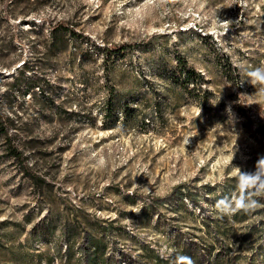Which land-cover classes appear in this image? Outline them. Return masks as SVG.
<instances>
[{"label":"rangeland","instance_id":"1","mask_svg":"<svg viewBox=\"0 0 264 264\" xmlns=\"http://www.w3.org/2000/svg\"><path fill=\"white\" fill-rule=\"evenodd\" d=\"M61 23L75 33L54 40ZM122 42L137 44L106 53ZM262 65L264 0H0V264H75L83 230L111 264L165 249L172 264L191 246L212 264L215 226L222 264H264V233L249 232L263 204L218 219L204 187L231 196L236 167L264 156V96L246 75ZM183 67L200 90L174 80ZM186 189L197 206L176 199Z\"/></svg>","mask_w":264,"mask_h":264},{"label":"trees","instance_id":"2","mask_svg":"<svg viewBox=\"0 0 264 264\" xmlns=\"http://www.w3.org/2000/svg\"><path fill=\"white\" fill-rule=\"evenodd\" d=\"M57 32L61 34H65L68 32L75 33L74 31H71V29H68L67 25L64 23H61L59 26H55L51 28L50 36L52 39L57 40V35H56ZM136 44H137L136 42H122L118 45H112L109 47H105V51L107 54L121 53L126 48H133L134 46H136ZM173 75H174V80L179 81V83H181L182 87L185 90L190 91V90H195V89H199V90L201 89V81H203V77L198 78L199 73H197L193 68L183 67L182 69L179 70L177 75L175 74ZM198 79H200L201 81L199 82ZM204 98H207V97L205 96ZM10 139L11 138L8 136L7 137V140L9 141L7 145L8 153L14 156L15 159H17L18 161L24 162L25 158L23 156L22 151L18 149V147L14 143L10 142ZM25 166L27 167L28 165L26 164ZM183 186L184 184H178L177 186H175L173 190L180 191V188H182ZM204 187L207 188L206 196H205V200L207 202L213 199H216V201L220 199L217 193L215 192L214 188H211L210 185H206ZM176 199H179L181 201L187 200L191 202L192 204H194L195 206H197L199 202L197 198V194L194 189L193 190L186 189L184 193H179V195H176ZM258 199H260V203L263 204L264 206V198H258ZM238 216L239 215L236 214L234 218L237 220ZM243 216L244 214L241 213L240 218ZM263 220L261 222L262 225L259 228H256V225H251V227L249 228V232L252 233L254 230H258V231L260 230L261 232L264 233V221ZM205 225L207 226V228H210L209 223L207 221L205 222ZM111 226L114 227L113 225H111V222H107V224L105 225L106 228L111 227ZM215 228H217V230L213 231V236H211L210 238L211 243L206 245L204 249V250H207L206 255L209 256L206 262H212V264H222L223 257L226 256V252L224 251L225 249H223L221 240H223L224 237L225 238L228 237L229 232L227 229L220 230L219 226H215ZM82 232L83 233L81 237V242L75 247L76 252L79 254V257L76 259L75 264H111L112 257L104 256L105 253L103 250L106 244L102 237L103 235H98V236L93 235L88 230H83ZM246 236L247 235H245L244 233V238ZM195 238H200V237L195 236ZM242 240L243 238L238 239L237 245L240 246L242 244ZM195 242L196 241L191 240L190 243L195 245L196 244ZM258 247L260 249L261 254L263 255V262H264V242L260 244L258 243ZM74 250L75 249H73L72 245L67 244L66 249L64 251L67 257V260L73 257V254L75 252ZM182 251H183L182 252L183 254H186V256L191 257L194 264H205L203 263V260L200 259L201 255L199 254L198 249L195 246H191L189 250H187L186 253H185V250H182ZM155 259H156L155 264H163L166 262L165 259L159 257L158 255H156ZM248 264H255V259L252 258Z\"/></svg>","mask_w":264,"mask_h":264},{"label":"clouds","instance_id":"3","mask_svg":"<svg viewBox=\"0 0 264 264\" xmlns=\"http://www.w3.org/2000/svg\"><path fill=\"white\" fill-rule=\"evenodd\" d=\"M246 75L248 82L252 85H259V94L264 96V65L248 70ZM236 168L239 169L236 178L237 191L229 197L216 201L214 211L218 219L231 220L240 212L249 214L262 206L258 198H264V156L257 159L253 171H242L239 167ZM173 251L165 249L162 258L171 257ZM172 264H194V262L191 257L176 255L172 259Z\"/></svg>","mask_w":264,"mask_h":264}]
</instances>
